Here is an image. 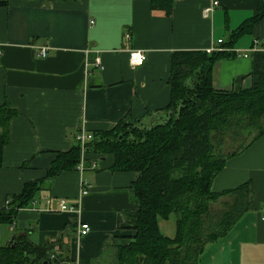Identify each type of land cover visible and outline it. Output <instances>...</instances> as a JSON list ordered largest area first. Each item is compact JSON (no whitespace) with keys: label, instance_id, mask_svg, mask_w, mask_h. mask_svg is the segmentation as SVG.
Returning a JSON list of instances; mask_svg holds the SVG:
<instances>
[{"label":"crops","instance_id":"1","mask_svg":"<svg viewBox=\"0 0 264 264\" xmlns=\"http://www.w3.org/2000/svg\"><path fill=\"white\" fill-rule=\"evenodd\" d=\"M258 6L259 0H180L169 15L152 10L149 0H8L0 7V106L16 112L7 135L0 130V209L26 184L41 182L14 227L0 224V247L22 233L35 246H49L54 264H115V249L131 235L121 226L137 210L130 193L136 175L113 172L112 156L87 152L81 171L76 166L52 180L47 172L80 132L153 124L170 102L173 53L217 47ZM130 51H142L144 64L131 67ZM233 51L234 58L212 67L216 90H231L239 78L249 86L251 53L264 51V16L234 40ZM82 183L89 188L84 196ZM244 184L247 212L206 245L197 264H264V134L227 160L211 189ZM48 200L53 211L45 210ZM61 200L78 213L55 211ZM169 220L158 227L172 238ZM81 223L90 231L78 237Z\"/></svg>","mask_w":264,"mask_h":264},{"label":"trees","instance_id":"2","mask_svg":"<svg viewBox=\"0 0 264 264\" xmlns=\"http://www.w3.org/2000/svg\"><path fill=\"white\" fill-rule=\"evenodd\" d=\"M74 1V0H62ZM152 10L170 14L180 0H149ZM8 0H0L5 7ZM264 16V0L248 23L218 46L223 51L175 52L168 85L170 102L151 125L120 123L112 130L92 134L84 151L110 155L111 171L134 173L130 186L134 213L122 229L130 230L126 243L117 246L115 264H197L207 244L220 240L247 212V184L215 193L213 179L229 158L238 155L264 134V51L251 53L249 86L239 78L231 90H216L212 67L235 57L233 42ZM16 112L0 106V130L7 135ZM81 145L56 156L46 180L75 169ZM41 182L26 184L0 209V224L14 227L18 212L33 201ZM174 216V236L162 234L158 221ZM49 246L33 245L27 234L15 233L13 242L0 247V264H52ZM50 259V260H49Z\"/></svg>","mask_w":264,"mask_h":264},{"label":"built area","instance_id":"3","mask_svg":"<svg viewBox=\"0 0 264 264\" xmlns=\"http://www.w3.org/2000/svg\"><path fill=\"white\" fill-rule=\"evenodd\" d=\"M218 5L217 2H213L212 3V6L208 9L205 10L204 13L208 14L210 12H212L213 8L216 7ZM221 43V41H218V45ZM214 51H223V49L219 48V46L215 47V48H210V49H207L206 50V53L207 54H210ZM251 52V51H250ZM1 53V51H0ZM40 56L41 57H45L46 56V50L45 49H42L40 51ZM244 57H247V55L245 54ZM146 61V56L145 54L142 52V51H130L129 52V64L131 67H139L141 65L144 64V62ZM99 62L97 61L96 62V65H98ZM92 139V135L88 134V133H84V132H80L77 134L76 136V141L80 143L81 145V155H80V161L77 165V169L79 171L82 170V162H83V159H84V145L90 141ZM89 192V188L88 186H85V183H82L81 185V190H80V195L84 196V195H87ZM47 206L45 208V210H48V211H53V209H51L50 207V201L48 200L47 202ZM56 209L55 211L57 212H67V213H72V214H76L78 213L77 212V209L72 206V205H69L68 203H66V201H58L57 202V205H56ZM90 231V228L87 224H84V223H81L78 230H77V236L78 237H83L85 236L86 234H88ZM51 260H54L55 259V256L54 255H50L49 257Z\"/></svg>","mask_w":264,"mask_h":264},{"label":"rangeland","instance_id":"4","mask_svg":"<svg viewBox=\"0 0 264 264\" xmlns=\"http://www.w3.org/2000/svg\"><path fill=\"white\" fill-rule=\"evenodd\" d=\"M174 220H175V218H174V216H172L171 218H170V220H169V224L171 225V228H174ZM173 223V224H172Z\"/></svg>","mask_w":264,"mask_h":264},{"label":"water","instance_id":"5","mask_svg":"<svg viewBox=\"0 0 264 264\" xmlns=\"http://www.w3.org/2000/svg\"><path fill=\"white\" fill-rule=\"evenodd\" d=\"M45 264H52L51 261L46 262Z\"/></svg>","mask_w":264,"mask_h":264}]
</instances>
